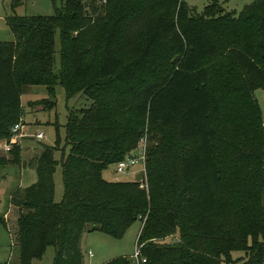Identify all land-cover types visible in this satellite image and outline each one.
<instances>
[{"label": "trees", "instance_id": "obj_1", "mask_svg": "<svg viewBox=\"0 0 264 264\" xmlns=\"http://www.w3.org/2000/svg\"><path fill=\"white\" fill-rule=\"evenodd\" d=\"M209 1L198 12L185 0H66L50 16L7 17L14 40L0 41V139L25 115L26 86L55 96L62 84L68 97L92 100L68 113L62 200L59 135L35 158L37 181L11 195L19 264L49 246L53 264H85L87 228L121 238L138 220L145 264H264V118L255 96L264 89V0L239 12ZM146 129L147 190L107 180L104 171ZM20 153L15 144L0 166L18 164ZM237 250L245 255L234 259Z\"/></svg>", "mask_w": 264, "mask_h": 264}, {"label": "rangeland", "instance_id": "obj_2", "mask_svg": "<svg viewBox=\"0 0 264 264\" xmlns=\"http://www.w3.org/2000/svg\"><path fill=\"white\" fill-rule=\"evenodd\" d=\"M66 0H0V41L14 40V34L7 24V17L11 15L19 16H33V15H53L55 14V7H62ZM191 7L196 8L198 12H202L210 1L209 0H185ZM254 0H220V3L225 11L239 12L247 4ZM83 4H90L91 0H82ZM60 32L56 34V53H55V69L60 67ZM255 96L261 106L262 115L264 118V89L259 88L255 91ZM49 99V100H44ZM23 105L25 108V117L23 122L27 123L26 130L34 134L26 135V143L29 146H34V149H28L30 154H33L32 164L35 165V155L41 152L47 145H55L58 135L60 136L61 149L55 152V157L59 160L57 169L54 175L55 179V200L61 201L64 195V183L62 174L61 161L65 155L69 153V146L65 149L63 147L66 139V123L68 113L70 110L89 107L92 100L86 96L82 91L75 93V95L68 97L65 87L62 84H57L55 89V96H51L45 85H30L23 89L22 94ZM34 101V102H30ZM55 104H54V102ZM21 119V120H22ZM27 122H26V121ZM59 127V128H58ZM58 128V130H57ZM42 131L44 138L38 139L35 134ZM143 135L147 142L150 140V134ZM3 139V138H2ZM0 139V140H2ZM21 139V138H20ZM20 139L16 145L20 146ZM149 144V143H148ZM15 145V144H14ZM12 145V148L14 147ZM21 150V147H20ZM1 156L11 158L9 152L0 150ZM27 157V161L30 160ZM146 168V165H145ZM139 168H136L134 173L125 172L118 173L116 171V164H111L105 171L104 177L107 180H137L139 183L143 179H147ZM19 167L16 164L9 163L0 166V217L6 213L9 217L4 223L0 222V264H19V248L16 244L15 223L18 217L20 208L12 206L11 195L19 185ZM27 183V182H25ZM148 184V179L146 180ZM148 186V185H147ZM146 190L147 188L144 187ZM10 224L11 231L6 226ZM142 222L140 220L133 223L125 232L123 237L114 238L99 230L86 229L80 239V247L84 254L85 264H103L104 262L120 257L127 256L131 258L138 246V235L140 232ZM94 253L90 257L89 251ZM56 254V248L49 246L41 259L33 260L32 264H53ZM245 255L244 251H234L232 256L238 259ZM132 264H136L133 257ZM135 262V263H134Z\"/></svg>", "mask_w": 264, "mask_h": 264}, {"label": "built area", "instance_id": "obj_3", "mask_svg": "<svg viewBox=\"0 0 264 264\" xmlns=\"http://www.w3.org/2000/svg\"><path fill=\"white\" fill-rule=\"evenodd\" d=\"M100 1L105 2V0H100ZM26 125L27 123L23 122V119L20 122L13 125L11 128V137L0 140V150L9 152L12 149V145L16 144L18 139H20L21 137H24L26 135L34 136V134H28L27 132H25ZM35 136L38 139H42L44 138V133L40 131L37 132ZM147 147H148V142L146 139L143 138L136 150H133L131 153H129L124 160L116 163V171L118 173H125V172L134 173L136 171V168H139L140 170H142L145 176ZM146 180L147 179L143 181L142 179L140 181L141 188L148 187ZM89 255L92 256L93 252L89 251ZM132 257L136 262V264H145L147 261L145 257L141 256L139 246L136 247V251Z\"/></svg>", "mask_w": 264, "mask_h": 264}, {"label": "crops", "instance_id": "obj_4", "mask_svg": "<svg viewBox=\"0 0 264 264\" xmlns=\"http://www.w3.org/2000/svg\"><path fill=\"white\" fill-rule=\"evenodd\" d=\"M22 103H23V100H22ZM24 119H26L25 116H23ZM26 121V120H25ZM27 122V121H26ZM28 127V125H26V128ZM25 128V132H27L28 134H31L29 133ZM29 136V135H28ZM26 137H21L20 139V147H21V153H20V156H21V160L18 164H16L18 167H19V185L18 187H27L29 185H31L32 183L36 182L37 181V171H36V166L32 164V157L34 158L33 154H30L28 152V149L31 148L32 150L34 149V146H29V144L26 143ZM41 152H38L37 150V153L35 155H39ZM27 157H30L31 159L27 161ZM36 157V156H35ZM104 175V174H103ZM27 182V183H25ZM17 187V188H18ZM12 206H14L12 204ZM20 213V211H19ZM7 213L4 215V216H1V217H5L6 221L9 217L6 216ZM19 216V214H18ZM17 219L18 217L16 218V223H15V227H16V230H15V235L17 236ZM8 228V230L11 231V226L10 224H8V226H6ZM141 230V228H140ZM12 232V231H11ZM140 233V232H139ZM13 234V232H12ZM14 235V234H13ZM16 239V244H17V237L15 238ZM91 251V250H90ZM83 252V251H82ZM89 253V252H88ZM94 255V253H93ZM92 255V256H93ZM91 257V256H90ZM132 258V256H131ZM135 263V262H134Z\"/></svg>", "mask_w": 264, "mask_h": 264}]
</instances>
